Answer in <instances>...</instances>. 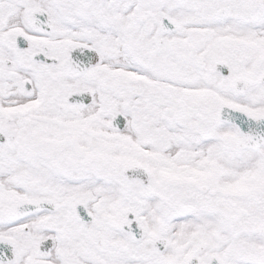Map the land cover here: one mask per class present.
I'll list each match as a JSON object with an SVG mask.
<instances>
[{
  "label": "snow or ice",
  "instance_id": "obj_1",
  "mask_svg": "<svg viewBox=\"0 0 264 264\" xmlns=\"http://www.w3.org/2000/svg\"><path fill=\"white\" fill-rule=\"evenodd\" d=\"M0 264H264V0H0Z\"/></svg>",
  "mask_w": 264,
  "mask_h": 264
}]
</instances>
